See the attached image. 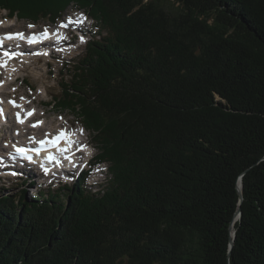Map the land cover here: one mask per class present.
Wrapping results in <instances>:
<instances>
[{
	"label": "trees",
	"instance_id": "1",
	"mask_svg": "<svg viewBox=\"0 0 264 264\" xmlns=\"http://www.w3.org/2000/svg\"><path fill=\"white\" fill-rule=\"evenodd\" d=\"M70 8L96 33L48 106L108 179L19 208L0 189V264H264V0H0L34 24Z\"/></svg>",
	"mask_w": 264,
	"mask_h": 264
},
{
	"label": "rangeland",
	"instance_id": "2",
	"mask_svg": "<svg viewBox=\"0 0 264 264\" xmlns=\"http://www.w3.org/2000/svg\"><path fill=\"white\" fill-rule=\"evenodd\" d=\"M74 9H69L67 14L71 13ZM66 14V15H67ZM33 26V25H32ZM60 26V25H59ZM59 26H49L46 22H39L33 27H29V23L26 21H21L16 18H8L7 13L5 11L0 12V34L8 33V32H16V31H26V30H35L41 31L43 28H51L50 30H54V28H65ZM83 31L86 32L85 39L82 41H87L89 37L93 36L96 32L93 21L88 20L85 22L83 26ZM68 37L67 40L70 41L72 35V31H67ZM79 45V47H78ZM56 40L52 39L51 43L44 48V51L41 53V59H34V61L22 64V63H12L8 65L9 72H13L12 76H9L8 86L3 90V96H7L6 99L12 101L14 99L16 102L20 101L22 97H26L28 95H33V105L38 108V116L34 119H43L45 121V126L42 128V132L51 131L56 128H59L61 125H69L72 128H76L75 130L78 132L81 128V123L73 116L71 113L62 112L59 113L55 111L52 106H46L48 103L52 101V97L59 95V84L61 81H64L68 78L67 73L65 72L64 65L68 63H72L78 61L84 55V44L75 43L74 40L70 43H66L65 45L56 46ZM38 60V61H37ZM14 65V66H13ZM32 97L30 100H32ZM30 104L26 105L25 110L29 109ZM12 108V107H11ZM10 108V109H11ZM11 128L8 131L6 128H3L0 132V145L9 147L11 145V137L17 138V134L19 133V127L14 130L13 126L9 124ZM50 128V129H49ZM15 133L12 134L14 131ZM11 137L7 138L9 133ZM40 132V133H42ZM43 134V133H42ZM83 140H88L87 152L85 155H80V159L82 163L79 164L77 170L83 167L84 170L88 168L85 165V162L90 158L94 157L96 154V150L94 148V143L92 141L91 134L86 132L84 133ZM79 138H81L79 134ZM2 146V147H3ZM84 161V163H83ZM105 170V166L102 165L98 169L95 168L92 170L91 176L87 181H85V186L89 188L91 183L95 181L101 182L104 180L102 185L108 179V176L105 172H99L98 170ZM34 182L32 186H29L25 181H21L16 178H10L9 176H5V180L0 181V189H3L6 194L10 195L13 201L17 202L19 200L20 191L24 189L26 191L27 200H31V198H35L38 193H53L55 190L57 191L58 187H62L63 184L58 183L54 180L51 183L50 179H43L38 177V173H35ZM77 174V173H75ZM76 176L70 177L65 180L66 186L70 187ZM1 191V190H0ZM1 193V192H0ZM60 200H63L65 204L68 200L65 199L64 196L59 197ZM16 202L13 203L14 206L19 208V205H16Z\"/></svg>",
	"mask_w": 264,
	"mask_h": 264
},
{
	"label": "snow or ice",
	"instance_id": "3",
	"mask_svg": "<svg viewBox=\"0 0 264 264\" xmlns=\"http://www.w3.org/2000/svg\"><path fill=\"white\" fill-rule=\"evenodd\" d=\"M72 21H71V19L69 18V23H71ZM29 27H33L32 25H29ZM59 27H67V24H61ZM42 35L44 36V38H48V30L47 29H45L44 30V32L42 33ZM57 35L59 36V33H57ZM24 37H23V34L22 33H16L15 35H13V34H8V35H6L5 37H4V39H23ZM63 38V37H62ZM30 43H33V42H36V40H35V37H33L30 41H29ZM4 55L5 56H8L9 55V53H7V52H5L4 53ZM28 115H32V113H28ZM22 122V121H21ZM38 123H42V122H38ZM34 127L35 126H37V125H33ZM61 141H63V142H65V143H71V141H70V139H69V137H68V135L62 130L54 139H52V140H47V141H40L39 143L41 144V145H44V144H50L52 147H56L58 150H60L61 152H63V151H66V149H61L60 147H59V145H60V143H61ZM17 152L19 153V154H21V155H23L24 156V158L25 159H28L29 161H31V157L30 156H28V155H26V153H25V150L24 149H20V148H18L17 149ZM55 159V157H49V160L51 161V160H54ZM45 171V173L47 174V169H45L44 170ZM13 174H15V173H13Z\"/></svg>",
	"mask_w": 264,
	"mask_h": 264
},
{
	"label": "bare ground",
	"instance_id": "4",
	"mask_svg": "<svg viewBox=\"0 0 264 264\" xmlns=\"http://www.w3.org/2000/svg\"><path fill=\"white\" fill-rule=\"evenodd\" d=\"M34 61V60H33ZM38 61V60H37ZM13 62H9V61H7V62H5V68H7V70H9V68L7 67V65H11ZM15 63V62H14ZM14 66V65H13ZM16 104H20L22 107H23V104L22 103H20V102H18V103H14V105L16 106V108L17 109H22V107H17V105ZM6 108H11L10 107V104L8 105V106H6ZM11 109H13V107L11 108ZM4 116H6V115H4ZM43 126H45V124L43 125ZM46 127V126H45ZM44 128V127H43ZM19 129H20V131H19V136L17 137V138H11V145L13 146V147H17L18 146V144H20V143H18L17 141L19 140V139H24V138H30L31 137V133L29 132V131H27L26 130V128L24 127V126H19ZM50 129V128H49ZM14 131V130H13ZM38 131H40V129H38ZM48 132V131H47ZM15 133V131L13 132V134ZM52 134H55V133H53V132H51ZM22 135H25V136H22ZM16 139V140H15Z\"/></svg>",
	"mask_w": 264,
	"mask_h": 264
},
{
	"label": "water",
	"instance_id": "5",
	"mask_svg": "<svg viewBox=\"0 0 264 264\" xmlns=\"http://www.w3.org/2000/svg\"><path fill=\"white\" fill-rule=\"evenodd\" d=\"M238 190H239V204H240L241 201H242L241 181L240 180L238 182ZM240 216H241L240 209H238L237 212H236V214H235V220H234V222L236 220L240 219ZM232 226H233V224H232ZM234 235H235V230L232 232L231 237L234 238ZM232 243H233V240L231 239V241H230V248H232Z\"/></svg>",
	"mask_w": 264,
	"mask_h": 264
}]
</instances>
